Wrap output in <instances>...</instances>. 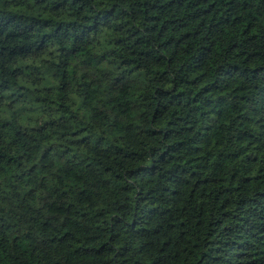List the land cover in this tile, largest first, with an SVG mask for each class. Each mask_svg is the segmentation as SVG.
Here are the masks:
<instances>
[{
	"label": "trees",
	"instance_id": "obj_1",
	"mask_svg": "<svg viewBox=\"0 0 264 264\" xmlns=\"http://www.w3.org/2000/svg\"><path fill=\"white\" fill-rule=\"evenodd\" d=\"M0 264H264V0H0Z\"/></svg>",
	"mask_w": 264,
	"mask_h": 264
}]
</instances>
